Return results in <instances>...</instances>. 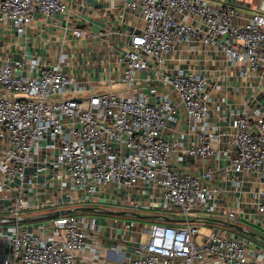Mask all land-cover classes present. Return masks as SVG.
Listing matches in <instances>:
<instances>
[{
    "label": "built area",
    "instance_id": "1",
    "mask_svg": "<svg viewBox=\"0 0 264 264\" xmlns=\"http://www.w3.org/2000/svg\"><path fill=\"white\" fill-rule=\"evenodd\" d=\"M119 1L136 20L122 59L125 90L86 89L63 71V54L38 78H18L0 63V85L7 93L0 96V202L8 201L0 214L18 219L115 193L118 203L125 201L134 211L153 208L180 218L178 224H151L131 264H264V250L228 226L248 222L264 232V108L240 110L221 130L207 121L204 75L177 70L158 85L140 77L180 45L199 42L241 76L257 75L264 87V1L250 14L214 0ZM69 8L68 0H2L0 20L22 33L36 15L50 19ZM73 33L80 38L83 31ZM142 83L153 100L141 91ZM72 92L84 97L55 100ZM180 111L201 125L197 144L185 150L165 133ZM186 155L224 158L228 182L256 184L248 207L229 203L221 187L205 184L211 170L190 173L183 167ZM155 193L161 196L153 207ZM205 222L225 226H210L203 234L199 223ZM40 230L46 234L6 225L0 264H77L95 226L69 214Z\"/></svg>",
    "mask_w": 264,
    "mask_h": 264
},
{
    "label": "crops",
    "instance_id": "2",
    "mask_svg": "<svg viewBox=\"0 0 264 264\" xmlns=\"http://www.w3.org/2000/svg\"><path fill=\"white\" fill-rule=\"evenodd\" d=\"M68 3V12L50 19L36 15L34 21L22 33H17L9 22L0 20V63L9 65L18 78H38L42 68L57 63L63 54L66 56L62 62L63 71L81 82L86 89L91 88L94 93L125 90L121 81L124 66L122 59L126 41L136 25V20L122 7L119 0H68ZM75 30L83 31L80 38L74 36ZM177 70H182L186 75L202 74L207 78L203 97L210 109L207 118L210 127L228 129L240 110L264 108V87L260 78L257 75L241 76L238 70L225 62L219 52L199 42L180 45L163 64L153 63L150 70L140 77H148L151 83L158 85L161 79ZM141 87L143 94L153 100V94L145 83H142ZM2 95L7 96V93L0 85V96ZM83 97L84 94L72 92L61 98ZM178 117L176 123L166 126L165 133L172 140H180L181 150H185L197 144L201 125L186 119L182 111ZM226 166L227 161L224 158L217 162L213 158L201 159L189 155H186L183 163V167L194 175L200 176L208 169L211 170V179H203L204 183L221 187L222 197L227 198L229 203L240 201L247 208L256 184L245 181L246 179H242L245 182L239 186L228 182L223 174ZM147 192L151 193L150 189H147ZM113 194L114 197L111 193L102 194L98 200L62 208L99 209L76 212L83 216L86 222L95 226L94 232L88 234L84 251L77 255V264H131L136 247L147 241V230L151 224L163 223L167 219L169 224H178L180 220L177 214L176 218H171L168 213L153 208L141 210V214L128 212L133 209L125 201L118 203L115 193ZM152 195L153 207H156L161 195ZM135 197L140 199L138 195ZM150 199L149 196L145 197V200ZM1 204L6 206L8 201L0 202ZM104 211L122 214L110 215ZM45 224H22L20 227L41 234L43 232L40 229ZM241 226L247 231L256 229L248 222L242 223ZM5 228L6 225L0 224V232ZM234 231L232 233L256 239L253 242L255 248L264 250L263 240L244 235L236 229ZM259 235L264 237V234ZM5 251L6 239L0 236V263Z\"/></svg>",
    "mask_w": 264,
    "mask_h": 264
},
{
    "label": "water",
    "instance_id": "3",
    "mask_svg": "<svg viewBox=\"0 0 264 264\" xmlns=\"http://www.w3.org/2000/svg\"><path fill=\"white\" fill-rule=\"evenodd\" d=\"M99 209L97 208H91V207H82V208H76L73 210H57L53 212H48V213H43V214H37V215H31V216H25L22 218H11V217H0V224L3 225H22V224H33V223H40V222H47L49 220H53L58 218L59 216H64V215H69V214H74L79 211H98ZM105 214H115V215H120L122 213L120 212H112V211H104ZM168 221V219H167ZM229 227L234 228L238 230L241 233L247 234L251 237H256L264 241V237L251 232L247 231L244 227L235 225V224H228Z\"/></svg>",
    "mask_w": 264,
    "mask_h": 264
},
{
    "label": "rangeland",
    "instance_id": "4",
    "mask_svg": "<svg viewBox=\"0 0 264 264\" xmlns=\"http://www.w3.org/2000/svg\"><path fill=\"white\" fill-rule=\"evenodd\" d=\"M214 1H221V2H226L228 4H231V5H235V6H237L238 10H240L241 12L246 13V14H250L252 12L258 11V8H257L258 4L264 0H214ZM59 98H61V97H56L55 100L57 101V100H59ZM128 212H136L139 214L143 213L142 211H134L131 209H129ZM165 212L167 213V211H165ZM168 214L171 218H174V217L176 218V216H177L175 212H168ZM220 221L225 223L222 219H220ZM44 223H46V222H44ZM199 225L202 228L203 234L208 233L210 226H219V227L225 226L221 223H216V222H205L203 224L199 223ZM27 226H30V225H27ZM229 230L231 232H235L234 231L235 229H233V228H229ZM251 232H256V233L262 234V235L264 234L263 232H260L256 229H252ZM244 235H246V234H244ZM144 239H145V237L143 238V240ZM250 240L252 242L256 241V239H254V238H250Z\"/></svg>",
    "mask_w": 264,
    "mask_h": 264
},
{
    "label": "trees",
    "instance_id": "5",
    "mask_svg": "<svg viewBox=\"0 0 264 264\" xmlns=\"http://www.w3.org/2000/svg\"><path fill=\"white\" fill-rule=\"evenodd\" d=\"M74 214H77V213H74ZM78 215V214H77Z\"/></svg>",
    "mask_w": 264,
    "mask_h": 264
}]
</instances>
